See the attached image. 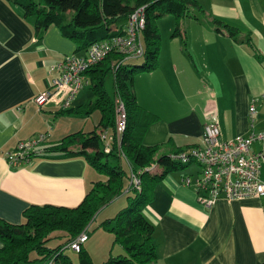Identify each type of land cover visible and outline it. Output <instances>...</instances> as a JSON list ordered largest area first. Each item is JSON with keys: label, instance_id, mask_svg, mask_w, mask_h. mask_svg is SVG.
Masks as SVG:
<instances>
[{"label": "crops", "instance_id": "1", "mask_svg": "<svg viewBox=\"0 0 264 264\" xmlns=\"http://www.w3.org/2000/svg\"><path fill=\"white\" fill-rule=\"evenodd\" d=\"M198 2L202 20L190 18L179 37L168 36L163 44L161 40L157 69L136 76L132 84L137 103L159 118L143 144L160 146L161 157L200 145L203 125L212 116L218 118L222 140L264 131V0ZM214 19L237 28L239 39L250 38L261 62L249 46L236 43L223 29L217 32ZM75 51V44L55 27L36 38L32 26L0 0V219L8 223H22V213L30 206L74 208L98 179L83 158H67L58 151L35 154L18 168L5 161L7 152L33 136L46 135L37 146L42 150L98 126L100 116L73 110L94 97L76 100L79 92L66 109L53 102L38 109L34 103L57 76L52 67L85 54ZM69 109L72 114L65 113ZM260 148L256 142L251 150ZM184 176L177 171L166 175L143 210L154 229V264H264V197L221 200L205 209L182 185ZM121 199L105 205V220L125 206Z\"/></svg>", "mask_w": 264, "mask_h": 264}, {"label": "trees", "instance_id": "2", "mask_svg": "<svg viewBox=\"0 0 264 264\" xmlns=\"http://www.w3.org/2000/svg\"><path fill=\"white\" fill-rule=\"evenodd\" d=\"M22 20L30 24L36 38H42L51 28H57L61 35L73 42L75 53H85L88 48L115 36L126 33L129 15L139 7H145L147 18L143 32L144 62L138 66L127 65L114 53L98 65L90 68L86 78L94 100L73 109L83 116L98 112V126L91 132L82 131L64 137L58 144L43 149L42 156L52 152H63L67 158H83L104 181L97 180L90 191L74 208L62 206H30L22 213L23 222L14 225L0 219V264L29 263L31 252L41 257L42 263L61 260V264H71L63 257L67 245L81 232L98 210L113 198L124 195L127 206L123 207L112 219L102 225L114 233L115 241L124 251L123 255L111 257L106 264H154L157 260L156 248L152 240L153 226L143 216V210L155 199L156 187L166 175L189 167L171 162L169 155L158 160L160 146H145L143 139L149 128L159 118L142 108L136 101L132 89L136 76L151 73L158 67L161 36L155 20L164 15L175 19L173 37L182 32L181 19L191 13V18L202 20L203 10L198 0H4ZM212 24L217 32L221 29L236 43H244L252 50L255 58L261 57L252 45L251 39H239V30L214 19ZM183 26V25H182ZM113 74V98L118 96L125 108L126 127L120 145L115 134V111L113 98L105 90V75ZM73 110L65 111L72 114ZM110 133V150L105 151L102 134ZM102 146V147H101ZM198 145H190V149ZM183 148L173 152L176 154ZM34 155V154H33ZM112 157L117 164L110 166ZM105 160V161H104ZM159 164V171H148L153 163ZM127 166L125 170L122 166ZM139 180L137 188L130 183L131 176ZM52 239H62L63 243L55 249L46 246ZM79 254L80 264H92L83 246Z\"/></svg>", "mask_w": 264, "mask_h": 264}, {"label": "built area", "instance_id": "3", "mask_svg": "<svg viewBox=\"0 0 264 264\" xmlns=\"http://www.w3.org/2000/svg\"><path fill=\"white\" fill-rule=\"evenodd\" d=\"M147 18L145 7L133 10L128 17L126 33L108 40L91 45L83 56H69L55 65L56 70L49 89L38 94L34 103L38 109L49 102L56 103L63 109L70 106L80 90L89 85L85 73L98 65L110 54L122 57V62L144 56L143 32ZM115 134L120 145L121 136L126 127L124 105L118 96H114ZM255 114L254 106L249 108L250 122ZM105 151L110 150L107 134H102ZM46 140L45 134L33 136L19 142L15 149L5 154V161L11 168H18L28 163L33 154H42L37 146ZM261 148L257 152L251 150L254 143ZM171 162L181 165H196L198 171L193 175L184 176L181 183L190 188L196 202L205 209L213 207L217 201L232 202L247 198L260 199L264 197V182L261 180V167L264 164V131L251 133L248 136H236L230 140H222L219 121L215 116L210 117L203 125L201 144L190 149L170 154ZM159 164L153 163L148 171H159ZM133 183L139 187V180L131 176ZM86 231L81 232L68 245L67 249L78 253L87 242Z\"/></svg>", "mask_w": 264, "mask_h": 264}, {"label": "rangeland", "instance_id": "4", "mask_svg": "<svg viewBox=\"0 0 264 264\" xmlns=\"http://www.w3.org/2000/svg\"><path fill=\"white\" fill-rule=\"evenodd\" d=\"M191 18V13L188 15L186 14L180 22L181 27L183 25V22H186ZM155 26L158 29V32L160 33L162 44L166 43V37L173 36V32L175 30V19L171 15H164L160 16L155 20ZM178 42H181L178 39ZM145 58L140 57V58H132L127 60V65L130 66H138L141 65L144 62ZM113 74L112 73H106L105 75V90L108 94L109 97L113 96ZM80 92V93H79ZM79 95L75 98L76 100H81L83 98L88 97V99H92L93 95L90 91V87L86 86L83 91H79ZM92 118H98L99 114L98 112L93 113ZM84 120V119H83ZM96 125V124H95ZM96 128V127H95ZM94 128V129H95ZM92 129V128H89ZM109 139V137H108ZM104 146V143L102 144ZM102 147V146H101ZM164 149H161L157 155L156 158L157 160L159 157H161V152ZM105 161V160H104ZM109 163L110 166H114L117 164V161L114 160L112 157L109 158ZM122 166L125 170H127V166L122 163ZM198 171V168L196 165H191L189 167H185L183 169H178V173H182L185 175H193L195 172ZM97 173V172H96ZM98 179L100 181H104L106 178L104 176H101L97 174ZM132 180V178H131ZM96 181V180H95ZM131 183V181H130ZM121 199L122 204L124 203L126 207L127 206V200L126 197L120 196L113 198L111 201H109L107 204H111L115 201H118V199ZM122 210V208H121ZM120 211V210H119ZM118 213V212H117ZM116 213V214H117ZM106 222L105 220V205L102 206L98 212L93 216L91 219L90 223L86 227V233L88 236V241L83 245V249L85 253L90 257L92 264H106V262L111 258V257H117L118 255H123L124 251L121 248L120 244L115 241V235L114 233L110 232L115 226L114 223L111 224V226L108 227V230L103 229L102 225H104ZM63 243L62 239H52L48 243H46V246L49 249H55L56 247L60 246ZM63 257H66L69 259L71 264H80L79 261V254H77L74 251H70L69 249H65L63 252ZM30 262L29 263H19V264H44L40 262L41 257L38 256L36 253L31 252L30 254ZM45 264H61V260H51V261H45Z\"/></svg>", "mask_w": 264, "mask_h": 264}]
</instances>
